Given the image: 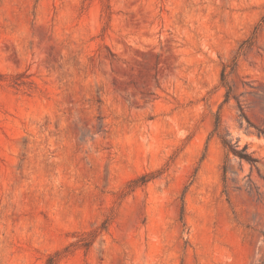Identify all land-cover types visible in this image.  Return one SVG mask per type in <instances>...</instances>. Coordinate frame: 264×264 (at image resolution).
<instances>
[{
	"label": "rangeland",
	"instance_id": "rangeland-1",
	"mask_svg": "<svg viewBox=\"0 0 264 264\" xmlns=\"http://www.w3.org/2000/svg\"><path fill=\"white\" fill-rule=\"evenodd\" d=\"M55 252L264 264V0H0V264Z\"/></svg>",
	"mask_w": 264,
	"mask_h": 264
},
{
	"label": "trees",
	"instance_id": "trees-1",
	"mask_svg": "<svg viewBox=\"0 0 264 264\" xmlns=\"http://www.w3.org/2000/svg\"><path fill=\"white\" fill-rule=\"evenodd\" d=\"M223 144L225 146H228L229 149L235 154L238 155L240 159H244L245 161L249 162V163H254L257 161L256 158H253L250 154H248L247 152L244 153H240L237 149L233 148V146L226 142L225 140H223ZM60 252H55L53 255H51L50 257H48L47 259V264H55V262L57 261V259L59 258Z\"/></svg>",
	"mask_w": 264,
	"mask_h": 264
}]
</instances>
